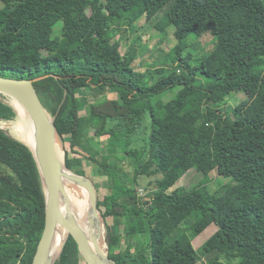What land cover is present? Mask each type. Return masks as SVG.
I'll use <instances>...</instances> for the list:
<instances>
[{"label": "trees", "instance_id": "1", "mask_svg": "<svg viewBox=\"0 0 264 264\" xmlns=\"http://www.w3.org/2000/svg\"><path fill=\"white\" fill-rule=\"evenodd\" d=\"M161 13L155 28L176 44L151 83L153 71H138L136 52L114 48L111 33ZM206 34L214 48L192 54ZM0 76L35 80L58 136L60 121L70 127L68 168L106 178L103 199L95 186L99 210L120 228L109 232L117 264H196L182 252L212 225L202 246L211 262L264 264V0H0ZM236 94L244 98L232 107ZM15 117L0 100V119ZM205 167L231 184L210 194L178 187ZM142 177L157 178L149 201ZM45 223L35 159L0 130V264H33ZM55 264H86L73 237Z\"/></svg>", "mask_w": 264, "mask_h": 264}, {"label": "rangeland", "instance_id": "2", "mask_svg": "<svg viewBox=\"0 0 264 264\" xmlns=\"http://www.w3.org/2000/svg\"><path fill=\"white\" fill-rule=\"evenodd\" d=\"M162 13L156 15L155 17H150L149 20H142L136 24L134 30H128V32H122L123 29L115 30L111 33V43L113 44L114 48L118 49L122 54H131L134 51L138 55V60L136 61V69L141 73H146V71L151 70L153 71L152 76L148 77L147 81H151L154 83L158 77L164 75L165 66H163L165 62V56L169 52V50L176 44L175 36L173 35V31L170 32L168 37H165L160 34L156 30V24L160 21ZM63 24L59 23L52 36L56 37L62 33ZM129 27H125L124 29H128ZM195 47L192 54H200L203 51H211L214 48L215 43L212 41V37L208 34L202 35L201 37L197 38V42L195 43ZM158 76V77H157ZM91 93L89 89L85 90H78L77 96L82 100V97ZM119 93L115 90L109 94L110 99H119ZM172 95H168L165 100H169ZM243 95L236 94L232 95L229 98V104L232 107H235L237 104L241 102L243 99ZM0 100L9 105L11 97L0 94ZM16 106V105H15ZM13 108V107H12ZM124 110L127 111L128 107L124 106ZM80 113L84 115L85 110L83 105L80 103ZM17 119L16 117L13 120H3L0 119V127L4 128L3 130L8 133L9 136L18 139L15 134L12 133L10 128H7L6 125L8 123L14 122ZM2 123V124H1ZM60 129H61V136L58 137V145L61 147V151L63 152L64 158H66L67 151L70 149V127L64 121H60ZM99 147V146H98ZM71 157H75L74 153H71ZM69 170L81 177H85L91 180L99 189V193L101 194V199H103L105 194V187H106V178L98 177V175L94 174V168H89L87 174L80 175L77 171H80L81 168L77 166L76 168H69ZM156 177L147 178L142 177L139 180L138 186V193L141 197H144L146 201H149V195L152 194L156 185ZM231 184L230 178H225L219 176L216 171L213 169H209L208 167L203 168V171L197 170H190L181 180L178 182V187L183 188L185 191H192L195 189L201 188L206 193H215L218 188L225 186L227 184ZM72 189L74 196L77 200L83 198V192L86 191L82 187L72 184L68 186ZM96 187V188H97ZM87 193V192H86ZM74 203V202H73ZM75 205V204H74ZM67 216L69 219V215H71V210L68 209ZM100 221H101V244L104 245V252L105 255L110 258V250H109V232H116L117 229L120 230L119 227L116 226V221L112 218H105L104 217V209L100 211ZM74 223L78 225L81 230H84L86 226V220L83 218H74ZM104 229V230H103ZM85 231V230H84ZM217 231V226L212 225L210 226L204 233H202L199 237H197L192 244H190L183 252H182V259L187 260L192 255H197L199 257V261L196 264H214L211 262V259L215 257V255L206 256L202 252V246L204 243L209 240V238L215 234ZM68 237V233H67ZM107 244V245H106ZM125 249V245L123 246ZM58 259V257H56Z\"/></svg>", "mask_w": 264, "mask_h": 264}, {"label": "water", "instance_id": "3", "mask_svg": "<svg viewBox=\"0 0 264 264\" xmlns=\"http://www.w3.org/2000/svg\"><path fill=\"white\" fill-rule=\"evenodd\" d=\"M34 83L35 80L31 79H12L0 76V94L18 99L28 114L24 126L31 139L30 144L23 143L29 148L35 159L46 200L45 229L33 264H55L69 237H73L77 242L86 264H105L101 252L96 249L97 246L92 248L85 233L62 212L61 196L62 194L66 195V189L62 182V169L70 170L66 164V158L61 155L58 148L59 136L55 119L42 102ZM0 130L3 128L0 127ZM74 176L72 184L86 190L89 196L90 212L94 218H99L98 190L95 184L85 177L76 174ZM59 228L65 229L68 232V237L56 255L58 259L55 257L51 262H46L54 232ZM106 258L112 264H117L111 258L107 256Z\"/></svg>", "mask_w": 264, "mask_h": 264}, {"label": "bare ground", "instance_id": "4", "mask_svg": "<svg viewBox=\"0 0 264 264\" xmlns=\"http://www.w3.org/2000/svg\"><path fill=\"white\" fill-rule=\"evenodd\" d=\"M15 101V105L12 106L15 113L17 114V119L14 122L8 123L6 125L7 128H10L12 130V133L15 134V136L18 138V140L25 142L26 144H30V136L28 135L25 126L24 121L28 119V114L26 112L25 107L23 104L16 98L12 97ZM2 124V123H1ZM4 129V128H3ZM8 134V133H7ZM10 135V134H9ZM59 151L61 155H63V152L61 151V147L58 145ZM63 176H62V182L66 189V195L61 196V207L62 212L64 215L67 216L68 209L71 210V215H69V219L73 221V214L78 215L80 218H83L86 220V226L84 227V230L86 232V236L89 239L90 245L92 248L99 249V251L102 254V259L104 260L105 264L107 263V258L104 252V248L101 244V221L99 218H94L90 212V206H89V196L84 191L83 198L78 200L82 207V213L78 210V208L74 205L71 193L74 195L72 189H70L68 186L72 185V180L75 178L74 174L70 171H68L66 168L62 169ZM104 230V229H103ZM67 231L65 229L59 228L54 232L52 242L49 248V252L47 254L46 262H51L56 255L59 253L60 249L62 248L66 238H67ZM93 241H97L96 243ZM107 245V244H106Z\"/></svg>", "mask_w": 264, "mask_h": 264}]
</instances>
